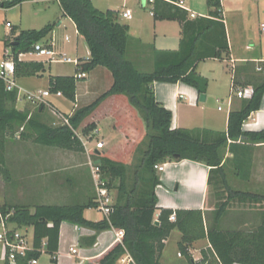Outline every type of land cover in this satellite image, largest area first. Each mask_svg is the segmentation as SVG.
I'll return each instance as SVG.
<instances>
[{
  "label": "trees",
  "instance_id": "obj_1",
  "mask_svg": "<svg viewBox=\"0 0 264 264\" xmlns=\"http://www.w3.org/2000/svg\"><path fill=\"white\" fill-rule=\"evenodd\" d=\"M29 1L33 0H3L0 7L10 9ZM56 1L63 16L72 21L89 51V58L79 59L80 64L74 68V74L81 71L88 76L96 69H104L111 75L112 84L93 103L76 108L69 119L68 127L52 126L45 122L43 104L33 111L17 109V89L7 91L0 78V180L5 185L13 181L12 172L6 162V146L8 141L15 138L29 140L43 147L83 151L84 148L74 131L80 128L101 101L110 96L126 97L142 114L147 128L145 149L141 152L132 179L125 164L104 154L96 155L100 170L108 180V187L116 189L108 219L104 217L98 222H92L84 217L86 210L97 209L95 196L82 203L69 202L62 205L31 206L6 202L1 205L0 212L3 215L11 214L8 223L12 229L32 231L31 249L23 256H16L15 264H31L33 260L38 261L42 254L49 255L51 263L55 264L59 230L63 222L96 233L107 229L123 231L121 243L116 242L104 254L94 259L92 264H116L124 255H129L133 264H160L164 242L173 230L181 235L177 243L178 253L189 264H264V194L232 189L226 179L227 160L224 159L226 149L234 159L237 149H240L244 157V152H249L251 146H264V129H242L250 115L260 109L264 81L246 85L252 87V95L249 99L242 100L239 110L228 114L225 132L205 129L172 130V114L156 101L153 92L155 82H181L196 89L199 95L206 93L208 83L196 72L197 65L208 59H224L229 53L220 0H205L207 15L194 20L188 18L187 11L165 0H153L148 4L154 20L176 21L181 27L178 49L154 50L153 69L150 72L140 71L134 62L126 58L129 28L120 22L118 11L101 12L94 8L91 0ZM52 31L53 25L48 24L41 30L20 31L13 37V41L5 42L6 48H10L16 80L42 77L49 68V65L41 62L19 60V56L32 53L37 43L46 44ZM12 42L17 43L13 48ZM78 82L80 81L74 75L49 76L47 90L51 94L60 92L66 100L75 102ZM94 129L95 124L89 123L81 129L82 135H87ZM139 150L136 149L137 153ZM183 160L208 167L210 186L213 185L214 176L220 175V181L215 184V207L210 213L203 214L200 210L173 212L157 207L155 189L160 181L154 166L167 161ZM115 181L117 185L114 187ZM233 203L246 208H255L258 205L259 211L255 212L257 223L246 227L238 226V217L229 215ZM172 214L174 221L169 220ZM155 221L158 225L154 224ZM229 223L231 225L227 226ZM202 239H207L210 247L202 249L200 259L196 261L189 250L193 243ZM94 241L95 237L91 243ZM43 242L45 247L42 250ZM2 264L9 263L5 261Z\"/></svg>",
  "mask_w": 264,
  "mask_h": 264
},
{
  "label": "rangeland",
  "instance_id": "obj_2",
  "mask_svg": "<svg viewBox=\"0 0 264 264\" xmlns=\"http://www.w3.org/2000/svg\"><path fill=\"white\" fill-rule=\"evenodd\" d=\"M91 2L94 8L101 12L107 10H117L119 12L130 10L132 13V19L129 21L130 24L138 23L140 18L144 21H150V17L142 11V6L148 7L146 0H91ZM247 2L252 6L253 16H255L257 12V7L264 8V0H247ZM196 9L200 11L202 6L200 7V5H197ZM119 20L120 22L124 21L121 19ZM58 22H60L59 26H57ZM125 22L128 21L125 20ZM258 22L264 23V14L260 15ZM7 23L12 27L7 28ZM48 24L53 25V31L50 35L52 38L50 44H52L53 50L57 54L65 55L72 60H84L89 58L88 48L84 40L76 32L71 20L62 16L61 9L55 0H33L24 2L21 6H15L10 9L0 8V58L3 55V42L6 36H15L20 31L41 30ZM256 27L257 25H255L253 29L255 35L249 43H252L253 46L256 47L255 50H258L260 45H264V36L259 34V31L257 30L258 27ZM65 38H68L69 41L66 42ZM131 44L132 40L129 38L126 58L134 62L140 71H152V58L147 57L148 60L146 59L147 61H145L142 59L140 60L138 57H134L130 49ZM250 47H252V45H250ZM26 58L33 59L35 57L27 56ZM140 62H146L144 65L147 66H141L139 64ZM226 64V62L219 63L211 61L200 62L198 64L196 72L207 80V87L209 88V91L207 92V102L203 104L205 106V113L200 112V114H205L207 116L219 114L218 107L222 108L221 115L226 112L229 85L228 82L225 81L229 79V75L231 74V69H229V66ZM102 70L105 72V75H102V78L104 77L102 79L103 82L100 86L93 89L90 95H82L84 87L88 85L87 82L80 81L77 83V108L87 106L89 102L95 101L110 88L112 84L111 75L108 71L104 69ZM73 71L74 65L52 63L49 65V68L46 69V73L43 77L22 78L16 82L20 89V97H22V91L35 92L37 90H47V79L50 74L69 75L72 74ZM257 74H260L262 77L264 76L262 73ZM85 80H87V78ZM50 98L58 109L65 113L69 112L75 104L64 98ZM232 98L235 102L239 101L235 95ZM217 99L220 100L219 103L216 102ZM34 108H36V106L30 104V111H33ZM53 112L56 114L50 113L49 110H46L43 115V120L52 126H57L60 123V112L58 113V111L54 110ZM93 119L98 120V123L94 124L100 129V132H92L91 138L88 142L89 150H92L97 142H103V148L99 150L101 155L104 154L114 161L125 164L128 167L129 175L132 179L133 171H135V168L139 164V158L142 155L141 152L145 149L144 142L147 128L144 119L142 118V114L137 108L128 102L126 97L110 96L99 103L94 111L83 121L80 128L75 130V133L79 137L83 136L81 129L85 125L91 123L90 121ZM16 142H20V144L16 145ZM11 144L12 146L10 147ZM137 148L140 149L138 153L136 151ZM252 154V151L244 152V157H242L241 152L237 151L236 158L232 159V157L231 159H228L225 165L226 179L234 190L264 194V153H261V155L255 160L251 157ZM68 155L71 157L68 159L75 162L82 159L83 163L85 162V167L88 168L87 175H90L88 156L85 150L82 153H73V155H71L69 152L60 149H40L39 147H35L34 143L29 140L22 141L15 138L12 141H8L6 146V162L12 172L13 181L11 184L5 185L0 180V206L5 202L7 204L20 203L29 204L31 206L36 204H59V202L53 200L52 195H55L54 198L58 201L60 199L63 201L67 197L68 192L64 182L67 171H64L65 161L62 159H65ZM52 157L60 160L58 161L60 163L55 164L51 161V159H53ZM85 167H83L84 171ZM54 176H56L55 178H58V176L60 177L59 182L62 186L60 185L52 190L49 182ZM219 176L220 175L214 176L213 185L210 186L214 194L215 184L220 181ZM103 177L106 178L104 175ZM53 180L56 181L57 179ZM90 180L91 177L87 178V181H89V188L93 193L94 187ZM113 185L115 187L117 182H113ZM110 189L113 199H115L116 189L112 187ZM235 206H237V203H233V207ZM237 208L239 207L237 206ZM255 212L252 213L253 216L255 215ZM252 218V215L248 216V219ZM63 223H65L67 227L73 225L68 222ZM230 225L231 224L229 223L227 226ZM176 232L179 234L177 230ZM27 238L29 241L32 240L31 229L28 230ZM73 248L77 249L78 247L77 245H74ZM67 251L68 248L65 246L64 253L66 254ZM177 252V247H171L167 254L168 261L172 264H189L184 257L177 259ZM0 262H2V254L0 256ZM36 264L53 263H51L49 255L42 254Z\"/></svg>",
  "mask_w": 264,
  "mask_h": 264
},
{
  "label": "crops",
  "instance_id": "obj_3",
  "mask_svg": "<svg viewBox=\"0 0 264 264\" xmlns=\"http://www.w3.org/2000/svg\"><path fill=\"white\" fill-rule=\"evenodd\" d=\"M1 1L3 0H0V3ZM220 2L221 14L226 30V37L229 47L228 57L221 60L208 59L203 62H226V65L229 66V69H231L229 79L225 81L228 82L229 85V96L226 103V112L221 115L220 113L222 112V108L218 107L219 114H214L211 116L200 114V112L205 113V106L203 104L207 102L208 99V87L206 89V93L204 94L206 96L205 101L200 102L199 94L193 87H190L181 82L175 84L155 82L153 84L154 97L161 106L171 112L172 130L205 129L215 132H225L227 129L228 114L232 111L239 110L242 103V99H239V101L236 102L233 100L232 97L234 95L230 94L231 87L233 86V88H242L248 84H255L264 81V76L262 77L260 74H257L262 73L264 75V72H257L255 69L258 62H260L261 60L264 61V45H260V48L258 50H255L256 47L253 46L252 43H249L251 42L252 37H254L255 35L253 30L255 25H257L258 27L256 28L259 31V34L264 36V34H262L260 31V25L262 24V22H258L260 15L264 14V8L257 7V12L255 16H253L252 6L247 2V0H220ZM22 4L18 6H21ZM183 4L188 10L187 14L190 20H194L197 17H205L207 15L208 10L206 7L205 0H183ZM197 5H200V7L202 6V9H200V11L196 9ZM147 6L148 7L142 6V11L150 17V21H144L140 18L138 23L136 22L135 24H130L129 21H131L132 18L130 20H126L128 22H125L124 19H121L124 20L121 23L126 24L129 28L128 35L129 38L132 40L130 48L132 51V55L134 57H138L140 60L142 59L145 61L148 60L147 57L152 58V52L154 50L176 51L178 49L179 41L181 39V27L178 22L167 20H154L151 15L150 6ZM191 14H194V17H191ZM59 25L60 22L57 23V26ZM11 27L12 26L10 25L9 28ZM13 37L14 36H6V38L4 39L2 57L9 49L6 48L5 42L7 40H12ZM51 40L52 38L50 36L46 44H41L53 49L52 44H50ZM68 41L69 39L66 42ZM250 45H252V47H250ZM27 56L22 57L21 60L39 62V58L34 56L35 58L33 59H27ZM143 62H140L139 64L143 67H146L147 65H144L146 64V62ZM104 73L105 72H103L102 69H96L87 76V80H84V82H87L88 85L84 87V91L82 94L83 96L90 95L93 89L101 85V83L103 82L102 79L104 78H102V75ZM72 74H50L48 75V77L71 76ZM76 96L78 97L77 93ZM93 102L94 101H91L87 105H90ZM216 102L219 103L220 100L217 99ZM16 107L19 110L27 109L30 111V103L24 100L17 101ZM46 110H49L50 113H54L53 110H56L63 115L68 114L71 111L70 110L67 113L60 111L58 107L54 104V102H52L51 98L47 99V103L45 105V112ZM90 122L97 124L98 120L93 119ZM242 129L244 131H259L264 129V96L262 97L260 109L250 115V117L244 122ZM93 131H98L99 133L100 129L95 126V129ZM93 131L84 136H91ZM15 144L19 145L20 142H16ZM34 145L35 147H39L40 149H58L51 147H43L37 144ZM238 145L241 146V143H239ZM11 146L12 144L10 145V147ZM237 150L240 151V149ZM65 151L69 152L71 155H73V153L77 154L84 152V150L81 152H74L68 150ZM250 151L253 152L251 157L253 158V160H255L261 155V153H264V146H251ZM95 153L96 155L98 153L101 154L100 151H95ZM52 158L53 159H51V161H53L55 164L60 163L58 162L60 160H58L57 158ZM68 158L71 157L68 155L65 159H62L65 161L64 171H67V174H65L66 177L64 178L65 187L68 192L67 197L63 201L61 199L58 201L54 198L55 195H52L53 200L55 202H59V204L57 203L55 205H62L69 202L82 203L86 201L87 198L95 196L94 190L92 193L91 189L89 188V181H87V178L90 177L87 176L90 175H87L88 168L85 167V162L83 163L82 159H80L78 162H75L71 159L69 160ZM231 158V152L226 149L224 159L228 160ZM162 165V171L157 172L160 184L155 189V194L157 197V207L159 209H168L172 210L173 212L177 210H200L203 214L210 213L214 209L216 199L213 191L211 190L210 185H208V167L204 166L203 164L187 160L179 162L167 161ZM83 167H85V171ZM55 177L56 176H54L49 182L52 190L60 185L62 186V184H60L59 182L60 177ZM53 179L57 180L54 181ZM90 182L92 183L91 180ZM237 206L239 208H237ZM237 206H235V208L233 207V204L231 205V214L229 215H231V217L233 218L238 217V220L236 221V224L238 226L246 227L255 225L257 223L258 218L255 215L253 216L252 213L255 211L257 213L259 211L258 207L246 208L239 204H237ZM158 213L159 210L157 211V214ZM249 215H252L253 218L248 219ZM84 217L92 222H98L104 218V216L99 213L96 209L86 210L84 213ZM114 232L115 230L113 229H107L96 233L93 230L75 225L67 227L65 223H62L60 225L59 230L58 251L56 252L55 256V264H92V261L94 259L104 254L117 242L115 239ZM27 233L28 230L26 231V234ZM93 237H95V241L91 243ZM180 237V233L177 234L176 230H173L170 233L169 237L164 242V249L160 255V264H172L168 261L167 254L169 253V249L171 247H177V243L180 240ZM30 243H32V240L30 241ZM74 245H77L78 248H73ZM65 246L66 248H68L66 254L64 253ZM209 247L210 245L208 240L202 239L193 243L192 248L189 251L194 260L198 261L200 259V251ZM70 249H73L76 252L72 253ZM176 258H182L178 252L176 253ZM0 264H2V262H0ZM116 264L121 263L118 260Z\"/></svg>",
  "mask_w": 264,
  "mask_h": 264
},
{
  "label": "built area",
  "instance_id": "obj_4",
  "mask_svg": "<svg viewBox=\"0 0 264 264\" xmlns=\"http://www.w3.org/2000/svg\"><path fill=\"white\" fill-rule=\"evenodd\" d=\"M167 2H170L174 4L175 6L185 10L188 12L187 8L183 4V0H177L176 2H171L168 0H165ZM147 4H151L153 0H146ZM151 11V10H150ZM130 10H125L123 12L118 11V17L119 19L124 20H130L132 18ZM152 15V13H151ZM191 17H194V14H191ZM6 26L9 28L10 24H6ZM260 31L262 34H264V23L260 25ZM67 41L68 38H65ZM35 56L39 58V62L43 63L44 65H50L52 63H60V64H71L74 65V68L77 67L80 62L79 59L72 60L70 58H67L65 55L57 54L52 48L42 45L41 43H37L34 45V49L32 53L28 54H21L19 56V60L22 59L24 56ZM257 72H264V61L261 60L258 62V64L255 67ZM75 79L78 81L85 80L87 78V74L83 73L81 71H77L73 74ZM0 78L5 83V87L7 91H11L14 89H17L18 91V101L24 100L32 105H35L36 107L39 105H46L47 99L50 97H56V98H64L63 95L60 92H57L55 94H51L48 90L40 91L37 90L35 92H24L22 91V97H20V89L17 86V81L14 76V63L10 56V49L6 51L4 56L0 58ZM231 95H235L238 99H249L252 95V87L246 86L243 88H233L231 87L230 90ZM77 96L75 97V104L73 105L71 111L68 114H61L59 113V119L60 123L58 125H64L70 127L69 119L72 116L73 112L77 108L76 105ZM56 114V113H54ZM75 132V131H74ZM76 134V133H75ZM79 141L81 142L87 156H88V167L90 171V177L93 183L94 187V193H95V201L97 202V211H99L105 218L108 219V216L112 212V206L114 204V199L111 194V189L108 187V181L106 178L103 177V174L100 170V165L97 164L96 160V153L95 151H99L103 148V142H97L95 144V147L92 150H89L88 142L91 136H81L79 137L77 134ZM18 138V136H17ZM91 154V157H90ZM154 169L157 172L162 171L163 165L159 164L154 166ZM11 214L3 215L0 212V248H1V254H2V263L5 261H8L9 264H15L16 256H23L26 251L31 249V243L27 238L26 231L24 230H14L11 228V225L8 223V218ZM170 221H174V214H172L169 217ZM115 239L117 242L121 243V239L123 237V231H115ZM45 247V242H43L42 250ZM72 253H75L76 251L73 249H70ZM119 262L121 264H133V261L129 255H125L119 259ZM37 261L33 260L31 261V264H36Z\"/></svg>",
  "mask_w": 264,
  "mask_h": 264
},
{
  "label": "water",
  "instance_id": "obj_5",
  "mask_svg": "<svg viewBox=\"0 0 264 264\" xmlns=\"http://www.w3.org/2000/svg\"><path fill=\"white\" fill-rule=\"evenodd\" d=\"M16 44H17L16 42H12V44H11L12 48H13ZM205 99H206V96H205L204 94L199 95V101H200V102H204ZM175 158L178 159V156H175ZM97 164H100L99 160H97ZM154 224H155V225H158V222L155 221Z\"/></svg>",
  "mask_w": 264,
  "mask_h": 264
}]
</instances>
